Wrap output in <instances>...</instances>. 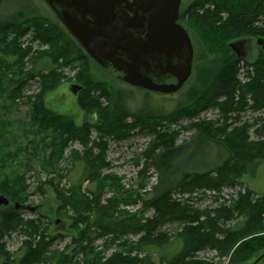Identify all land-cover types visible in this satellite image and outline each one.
<instances>
[{"label":"rangeland","instance_id":"374dc122","mask_svg":"<svg viewBox=\"0 0 264 264\" xmlns=\"http://www.w3.org/2000/svg\"><path fill=\"white\" fill-rule=\"evenodd\" d=\"M196 1L182 0L181 13L184 14ZM33 20L44 23L46 28L55 27L65 37L72 38L43 0H0V24L20 25ZM185 27L194 46L193 74L179 93L170 96L133 88L114 78L90 58L87 62L76 61L65 66L64 58L57 54L68 48L67 40L61 39L54 47H49L33 42L30 35L24 37L20 41L22 49L33 45L34 52L48 54L41 59L38 54L36 58L39 59H29L20 65L17 64V56L2 52L0 45V197L4 196L10 202L8 207L0 206V211L18 206L23 224L27 226L29 222H37L40 233H45L48 241L52 242L51 255H48H54L51 264H108L116 254L138 259L139 264H253L264 253L263 248L247 261L234 259L233 251L222 257L217 250L206 248L187 258L186 263L179 262L185 242L178 234L184 225L161 226L149 238L146 229H141L155 215L153 209L144 206L143 200L157 184L158 176L153 169L147 176L140 175L146 164L143 154L154 136L137 128L126 140L108 139L106 163L109 166L94 174L88 163L86 148L77 140L63 144L60 133L49 126V122L47 125V117L69 118L77 128L85 124L98 125L99 118L95 119L98 115L84 113L78 105V95L71 91L74 85L82 87L78 78L85 69L89 82L101 84L110 92V106L114 111H118V105L125 101L132 114L148 120H163L158 131L181 132L179 144L189 141L194 134V131L182 128L188 129L200 122L225 124L219 109H209L197 117L181 119L176 123L161 115L193 106L201 98L204 81L214 78L211 72L215 73L216 60L221 58L209 51L199 30L188 24ZM242 42L235 44L245 61L254 63L264 55V40L262 45L259 38L245 40L240 45ZM233 54L237 52L233 51ZM49 55L52 59L48 58ZM75 56L73 54L71 58L75 59ZM53 60L58 61L55 67ZM52 67L63 79H56L55 89L46 90L40 75L47 76ZM23 83L26 84L25 89L20 93L18 89ZM261 113L264 114V111L254 113L247 108L240 113L239 119L230 114L232 118L228 124L242 127L253 123ZM129 122L131 124L133 119L130 118ZM147 122L149 126L153 124ZM92 138L98 139L95 130ZM98 152L96 150L95 154ZM191 153L195 151L184 154L183 163L191 157ZM194 156L198 158V155ZM107 176L117 178L113 180ZM243 182L221 190H203L202 195L178 192L173 199L202 212L230 207L248 192H252L253 199L258 200L264 197V165ZM67 200L70 205H66ZM100 206L107 210L99 212ZM58 221L61 223L57 225ZM242 222L243 219L238 218L224 227L230 229ZM24 228L4 239L11 258L6 261L0 255V264H19L27 252L25 243L40 241V236L31 239V236L21 233ZM259 264H264V259Z\"/></svg>","mask_w":264,"mask_h":264},{"label":"trees","instance_id":"16d2710c","mask_svg":"<svg viewBox=\"0 0 264 264\" xmlns=\"http://www.w3.org/2000/svg\"><path fill=\"white\" fill-rule=\"evenodd\" d=\"M187 19L189 20L186 21ZM179 23H186L199 30L209 51L221 58L216 60L215 73L211 72V76L215 75L214 78L204 81L201 98L193 106L170 115H161L164 118L167 116L169 122L176 123L181 119L197 117L199 113L209 109H219L225 118V124L200 122L188 129L182 128L194 131V134L189 141L179 144L181 132L158 131L163 120H148L132 114L125 101L118 105V111H114L110 106V92L101 84L89 82L86 69L78 78L83 88L78 94V105L87 115L97 114L95 119L99 118L98 125L85 124L82 128H77L69 118L47 117L46 122L60 133L63 144L77 140L86 148L88 163L94 174L109 166L106 163L108 139L126 140L137 128L150 132L154 140L143 154L146 164L140 175L147 176L150 169H153L158 181L143 200L144 206L155 212L154 217L141 226V229H146V236L149 238L161 226L179 223L184 228L178 235L185 242L179 262L186 263L187 258L206 248L217 250L222 257L233 251L234 259L243 258L248 261L264 248V197L254 200V194L248 192L230 207L223 206L219 210L202 212L189 204L176 201L173 195L178 192L197 195L203 190H221L243 184L247 176H254L256 170L264 165V114L261 113L253 123H246L242 127L228 124L232 113L237 116L235 119H239L240 113L247 108L254 113L264 111V55L254 63H249L238 54L234 55L231 48L232 44L253 38L264 40V0H197L184 14L180 13ZM29 35L33 42L41 46L54 47L61 39L65 42L67 40L68 48L61 54L56 52L60 58H64L65 66L76 61L90 60L71 37V40L65 37L55 27L46 28L39 20L20 25L0 24L2 52L16 55L18 65L25 64L29 59H39L36 58L38 54L40 59L47 57L46 52H34L33 45L22 49L20 41ZM73 54H76L75 59L71 58ZM48 58L52 59L50 55ZM53 63L54 67L58 65V61ZM54 67L47 76L39 74L46 90L55 89L56 79H63ZM52 77L54 79L49 81ZM25 85L23 83L18 92L24 91ZM130 118L133 119L131 124ZM147 121L153 124L149 126ZM93 130L98 134L97 140L92 138ZM96 150L99 151L98 154H95ZM192 150L195 153H191V157L183 163L184 154ZM194 155H198V158H194ZM99 176L102 177L101 174ZM107 178L114 180L117 177ZM70 204L67 200L66 205ZM87 207L89 208L88 205ZM98 210L104 213L107 209L101 207ZM238 218L243 219L242 224L225 229L224 225L227 226ZM0 219V255L9 261L11 254L6 249L4 239L26 225L17 208H3ZM21 233L31 236V239L34 236H40L41 239L25 243L27 252L19 264L53 262L54 255L48 256L51 255L52 242L48 241L45 233H40L37 222H29ZM108 264H139V261L116 254Z\"/></svg>","mask_w":264,"mask_h":264},{"label":"water","instance_id":"95a60500","mask_svg":"<svg viewBox=\"0 0 264 264\" xmlns=\"http://www.w3.org/2000/svg\"><path fill=\"white\" fill-rule=\"evenodd\" d=\"M43 1L89 58L117 80L170 96L192 77L195 52L179 23L182 0ZM231 48L241 57L237 44ZM82 89L74 85L71 91L78 95ZM9 205L1 196L0 206ZM263 259L264 253L253 264Z\"/></svg>","mask_w":264,"mask_h":264},{"label":"flooded vegetation","instance_id":"af4514ba","mask_svg":"<svg viewBox=\"0 0 264 264\" xmlns=\"http://www.w3.org/2000/svg\"><path fill=\"white\" fill-rule=\"evenodd\" d=\"M245 42V41H244ZM244 42H242L240 45H243L244 44ZM184 88V87H183ZM179 93V92H178Z\"/></svg>","mask_w":264,"mask_h":264}]
</instances>
